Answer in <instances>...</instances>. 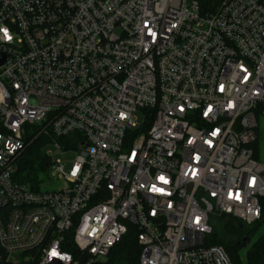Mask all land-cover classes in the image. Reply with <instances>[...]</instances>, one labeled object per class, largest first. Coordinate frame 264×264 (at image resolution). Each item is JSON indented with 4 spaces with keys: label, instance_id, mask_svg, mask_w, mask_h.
<instances>
[{
    "label": "built area",
    "instance_id": "built-area-1",
    "mask_svg": "<svg viewBox=\"0 0 264 264\" xmlns=\"http://www.w3.org/2000/svg\"><path fill=\"white\" fill-rule=\"evenodd\" d=\"M4 57L0 264H111L132 226L139 264H234L206 237L263 210L264 0H0ZM32 124L78 133L60 190L16 180Z\"/></svg>",
    "mask_w": 264,
    "mask_h": 264
},
{
    "label": "trees",
    "instance_id": "trees-1",
    "mask_svg": "<svg viewBox=\"0 0 264 264\" xmlns=\"http://www.w3.org/2000/svg\"><path fill=\"white\" fill-rule=\"evenodd\" d=\"M26 136L27 147L16 160L15 177L21 183L28 184L33 190H39L43 182L49 178L52 158L44 152V147L54 138L61 143L67 140L74 141L78 133L68 136L56 137L50 131L41 132V125L29 126ZM41 132V133H40ZM74 144V143H73ZM219 221L221 230L214 228L213 223ZM255 226H245L242 222L227 215L215 216L211 222L212 232L206 237L207 244L222 245L228 252L234 264H264V230L259 233L256 240L248 247L245 262H242L240 250L242 237L252 238L258 227L264 225V201L261 218ZM246 228V232H242ZM237 235L236 238L227 235ZM140 246L136 240V228L132 226L123 240L114 248L111 255V264H139Z\"/></svg>",
    "mask_w": 264,
    "mask_h": 264
},
{
    "label": "rangeland",
    "instance_id": "rangeland-1",
    "mask_svg": "<svg viewBox=\"0 0 264 264\" xmlns=\"http://www.w3.org/2000/svg\"><path fill=\"white\" fill-rule=\"evenodd\" d=\"M137 117H138V123H142L144 120V114L142 111H137L136 113ZM44 152L46 153H50L53 155L54 159H60L62 161V163L65 165L66 169L69 168V166L71 165L73 159L75 158L77 152L76 151H67L64 152L63 150L59 149L57 146L53 145V144H47L44 147ZM64 186V179L61 178L59 175L56 174H51V178L48 181H45L42 183L41 185V189L42 190H47V191H55V190H60L62 189ZM258 222V221H257ZM257 222L253 223L252 225H246L245 226H255L256 224H258ZM220 222L219 221H215L213 223V226L215 229L217 230H221L220 227L218 226ZM264 230V225L258 227L257 229V233H255V235L251 238V241L248 245V247L256 240V238L258 237L259 233L262 232ZM246 228H243L242 232H246ZM227 237H233L236 238L237 235H227ZM248 247L246 248H241L240 250V256L242 258V262H245V255H246V251L248 249Z\"/></svg>",
    "mask_w": 264,
    "mask_h": 264
},
{
    "label": "water",
    "instance_id": "water-1",
    "mask_svg": "<svg viewBox=\"0 0 264 264\" xmlns=\"http://www.w3.org/2000/svg\"><path fill=\"white\" fill-rule=\"evenodd\" d=\"M4 60H5V57L0 58V65L4 62ZM263 199H264V197H263ZM250 241H251V238L249 236H247V235L243 236L242 241H241L242 247H244V248L248 247Z\"/></svg>",
    "mask_w": 264,
    "mask_h": 264
}]
</instances>
